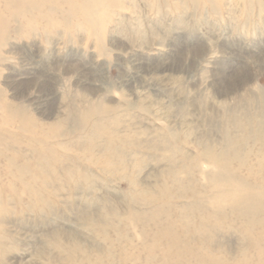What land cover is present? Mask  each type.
<instances>
[{
	"label": "rangeland",
	"instance_id": "rangeland-1",
	"mask_svg": "<svg viewBox=\"0 0 264 264\" xmlns=\"http://www.w3.org/2000/svg\"><path fill=\"white\" fill-rule=\"evenodd\" d=\"M87 3L0 42V264H259L264 0Z\"/></svg>",
	"mask_w": 264,
	"mask_h": 264
},
{
	"label": "bare ground",
	"instance_id": "bare-ground-1",
	"mask_svg": "<svg viewBox=\"0 0 264 264\" xmlns=\"http://www.w3.org/2000/svg\"><path fill=\"white\" fill-rule=\"evenodd\" d=\"M117 1V0H115ZM64 2L68 4L71 8L80 11L85 16V20L87 22L92 23V15L93 9L90 5H88L87 0H0V42L5 37V31L8 28L10 19L17 20L18 16L26 17L29 13L37 12V17L41 18H49L51 14L58 12V7L56 6L57 3ZM43 6H47L45 9L46 12H41V8ZM69 9L68 11H61V13L70 15L69 13L73 10ZM21 13V14H20ZM20 14V15H19ZM31 17V16H30ZM28 18V17H26ZM94 109H90L89 113L93 112ZM95 133L98 134V128L95 130ZM214 161L218 164L220 171H225L226 163L224 156L216 155L214 157ZM252 210L251 207L245 210H238L237 215L241 218L247 219V230L248 232L254 227L259 225L260 223L249 219V213ZM161 235L167 241V250H166V258L163 260V264H169L167 259L169 256H175L176 262L175 264H211V255H206L204 258L197 253V251L190 246H178L176 245V240L168 228H165L161 231ZM246 237V236H245ZM247 237L249 240H246ZM246 242L251 247L255 246L256 243L264 241V231H261L258 235V240L254 241L250 236L247 235ZM262 259L259 261V264H264V256L263 252H259ZM187 261V263H186ZM193 261V263H192ZM215 264H221L220 262H216Z\"/></svg>",
	"mask_w": 264,
	"mask_h": 264
}]
</instances>
